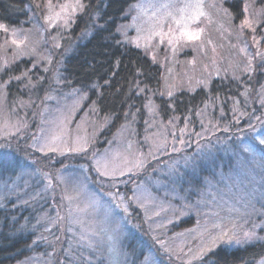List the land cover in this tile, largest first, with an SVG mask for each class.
Returning a JSON list of instances; mask_svg holds the SVG:
<instances>
[{
    "label": "rangeland",
    "instance_id": "374dc122",
    "mask_svg": "<svg viewBox=\"0 0 264 264\" xmlns=\"http://www.w3.org/2000/svg\"><path fill=\"white\" fill-rule=\"evenodd\" d=\"M66 2L68 0H52L54 11H59V5ZM165 2H170L173 5L168 11H172L179 17L177 9L183 6L186 0H137L119 25L118 32L121 41L134 47L139 43L141 45L139 49L145 51L143 37L147 35L151 23L154 22L149 18L154 12L159 16L165 11L160 9V5ZM247 2L251 5L250 13L260 10L254 6V0H247ZM213 3L217 7H212ZM219 4L220 0H204V11L212 18L213 23H208L201 18L202 22L199 25L205 28L202 38L205 41L210 39L212 44L205 43V47L201 49L199 42H196L195 48L191 44L181 43L176 46V51L173 53L166 42L160 44L157 38L152 41L154 46L145 51L151 59L155 55V62L163 68L165 73L163 88L166 92L175 93L182 89L193 91L204 86L198 81H210L211 78L221 76L224 69L231 66L230 64H235L238 61L240 63L244 60V57L238 52V48L233 55L229 54L230 46L238 43V28L229 24L227 19L225 21L226 16L219 10ZM142 12L144 14H141ZM37 13V18H31L30 25L15 29L17 39L25 41L21 45V49L25 53H30L31 49L35 48L36 55L20 56L16 46L11 44V31L9 33L0 32V64L7 61L13 66L17 61L26 60L38 61L37 65L46 64L45 67L48 68L47 60L41 59V57L51 55L52 63L54 58H57L58 52L54 47L55 41L52 40V37L55 36L59 39V34L65 33L67 29L62 26L50 28L43 19L47 14L46 8L37 9ZM220 23H224L225 27L232 31V35L224 32L221 36L218 31ZM169 26L173 29L177 27L170 18L165 24V31ZM138 28H140V32L137 31ZM5 40H8L7 44H5ZM242 41L241 37L238 47L243 45ZM213 46L216 47L215 53L212 51ZM249 51L254 52L255 48L252 46ZM58 81L55 79L51 83V91L46 93L41 98V103L37 105L21 107L20 103L13 104V101L19 100L20 97L24 98L28 90L16 85L10 91L12 98L8 99L6 96V99L0 102V130H2L0 136H6L5 139H0V147L13 149L18 146L23 147L25 149L22 151L24 157L35 164V168L32 167L31 170L34 168L33 170L37 173L40 172L42 177V173L54 176L57 172H61L70 183L74 181L80 185L79 199L72 205H69L67 200L61 199L63 185L57 187L54 182L52 187H48L47 181L43 177L44 181L40 188V192H46V196L50 197L55 205L52 212L53 222L68 235L74 231L76 250H81L86 254H89L91 250L105 251L107 255H110V264H133V258L126 257L127 251L131 253V250H135L134 253H138L140 249L145 250L146 253L140 264H189V262L194 264L200 260L192 259L196 251L220 231L214 227L215 224H220L225 229H233L240 236H243L245 231L253 230L255 224L257 235L264 236V229L260 227V225H264V199H261V193L264 192V166L260 162H256L258 165L256 164L254 169L251 166L233 165L227 173H221L219 169L210 165L211 162H208L202 165L200 171H195L191 165L201 161L206 155H212V151L205 152L199 146L195 149V153L189 157L192 163L189 168L181 169L179 163L182 158L176 156V153L189 148L190 139L186 138L188 130L181 133L179 129L175 128V123H172V127L169 129L170 138L168 136L165 138L168 148L158 152L155 151L153 142H158L163 138L160 136V126L153 123H151L152 130L149 131L151 139L149 138L150 141L147 142V149L143 147L135 149L136 143L129 142L135 139L136 124L131 127L126 125L110 140H106L103 132L106 131L110 123L109 121L96 123L97 120L93 118V106L85 107L88 95L77 89H67L65 86L58 91ZM29 90L33 91L34 88ZM85 96L86 98H81ZM27 101L25 99V102ZM73 107L75 110L70 111ZM65 117L68 119L64 124L63 138L69 144L77 136L86 138L88 152L80 155L71 153L58 155L49 152L48 155H44L35 151L33 145L44 143L48 135L57 131V123ZM135 120L140 121V119ZM18 121L27 126L14 135H7L10 131L15 132L11 126L17 124ZM5 124L8 127H5ZM181 139L184 140V143L180 142ZM221 139L220 135L214 138L216 142ZM129 145H131L130 148ZM150 151H153L154 157L148 158L144 168L133 169L135 174L130 173L115 182L99 177L93 168V156L96 158L107 157L110 163L124 166V158L132 162L138 157L147 156ZM79 157H84V160L78 161L79 167L73 169L72 167L76 164L75 159ZM169 157L173 158L174 165L172 167L170 164L171 168H165L162 173L161 162ZM256 159L254 160L256 161ZM63 160L66 163L62 162ZM58 163L62 165V168L55 171V165ZM68 166L71 168L67 171ZM163 166H169L168 160ZM257 166L259 170H257ZM57 168L59 167L57 166ZM150 171L161 173V175L156 178L150 177L152 174ZM204 172L210 175L209 178L212 180L203 179L201 187L195 186L194 181L202 178L201 174L205 175ZM143 174L149 175L144 181L139 179L141 177L143 179ZM90 176L94 178L93 181H90ZM19 182H22V179H16L12 185L9 184L8 191L7 188H0V203L8 195L20 192L21 183ZM13 189L15 190L13 191ZM5 192L7 193L5 194ZM77 204L84 211H76ZM125 206H127V212L123 210ZM70 208L72 216H69ZM191 217L196 218L193 229L170 232L171 227L177 225L180 219L187 220ZM52 227V225L47 226V229ZM92 232H95L96 235H91ZM105 232L114 237L113 241L110 242L107 239ZM136 233H139L142 239L138 236L139 239L134 237ZM82 234L99 244L94 248L88 247L87 240L82 242L80 239ZM61 244L59 240L55 249L59 248ZM110 244L115 249L114 251L109 250ZM246 244L249 243L239 245L221 243L218 247L223 245L235 248ZM67 245L69 247H65V249H72L73 243H67ZM130 245L133 248H129ZM165 249L170 251H165ZM101 252V256L104 257ZM261 262H264V258L257 264H261Z\"/></svg>",
    "mask_w": 264,
    "mask_h": 264
},
{
    "label": "trees",
    "instance_id": "16d2710c",
    "mask_svg": "<svg viewBox=\"0 0 264 264\" xmlns=\"http://www.w3.org/2000/svg\"><path fill=\"white\" fill-rule=\"evenodd\" d=\"M136 1L85 0L88 5L85 13H78L75 23L71 24L67 32L59 34L61 47L57 49V58L48 66L47 72L43 70L46 64L33 68V61L22 60L11 65L13 75H18L25 69H32L29 75L34 83L38 82L33 91L27 90L24 95L26 101L31 98L33 101L31 104L41 103V98L51 91V83L58 79V91L65 86L67 89H77L88 95L85 107L93 106V118L97 120L96 123L109 121L110 125L103 132L106 140H110L126 125L131 127L136 124L135 139L129 142L136 143L135 149L138 147L147 149V142L151 139L149 135V131L152 130L151 123L160 126V136L163 139L167 136L170 138L169 129L172 127L171 124L175 123L174 126L179 131L188 130L186 138L190 139V147L176 153V156L182 158L179 163L181 169L189 168L192 164L189 157L199 146L205 152L212 151V155H206L201 161L191 165L195 171H200L202 165L208 162L221 173H227L233 165L251 166L254 169L256 162H260L264 166L262 151L264 145H259L258 141H251L254 133L249 128L250 124L255 125V135L264 134L262 123L264 106L260 103L259 94L260 86L264 83V75L253 74V79L248 80V76L235 67L236 64L242 67L245 62L242 60L243 62L238 61L226 67L221 76L211 78L208 87L200 86L193 91L182 89L173 93L171 97L167 96L163 88L165 74L163 68L153 62L144 50L123 43L119 36V25ZM43 2L44 0H0V23L6 24L10 30L27 27L31 23V18H37L35 4L42 5ZM254 6L260 10L264 9V0H254ZM224 7L232 13L231 25L235 28L244 18L241 14L242 0H225ZM226 19L228 21L225 17V21ZM250 35L246 29L242 37V42L247 41L249 48L252 47ZM257 35L264 33L258 28ZM261 47L264 48V41L261 42ZM230 50V55L236 51L232 47ZM234 71L240 75V81L232 79ZM17 83L13 81L10 91ZM137 84L143 91H139ZM245 87L252 89L247 100L240 94L244 92ZM10 91L8 99L12 98ZM161 93L165 95L162 96ZM24 98L20 97L17 101L14 99L13 104H19L20 100L25 101ZM235 100L241 102L238 111L233 110ZM149 101L156 106L154 114L149 111ZM241 112L244 115H241ZM125 113L128 115L125 116ZM173 117L178 119L173 120ZM256 117H260V120ZM237 119L239 123L236 122ZM170 121L172 123H169ZM224 128L228 131L225 132ZM218 135L222 139L216 142L214 138ZM245 146L251 147L253 154L244 152ZM24 150L20 146L15 149L0 147V153L9 152L20 162V167L0 169V188H7L8 191L9 184L12 185L16 179H22V182H19L20 194L10 193L11 195L3 198L0 203V264H110V255L105 251L91 250L86 254L80 249L76 250L74 231L68 235L53 222L52 212L55 205L50 197L46 196V192H40L43 177L40 172L33 170L35 164L24 157L22 154ZM75 160L73 169L79 167L78 161L84 160V157ZM166 160L169 166L162 167ZM166 160L160 165L162 173L165 168H171L170 164L172 167L174 165L172 157ZM32 167L34 168L31 170ZM61 168L62 165L58 163L54 170L58 171ZM70 168L68 166L67 171ZM160 175L161 173L155 172L150 177L156 178ZM148 176L143 174V179L142 177L139 179L144 181ZM201 176L202 178L194 181L197 187H201L203 179L212 180L207 173L205 175L202 173ZM93 180L94 178L90 176V181ZM195 221L194 217L180 219L177 225L171 227L170 232L193 229ZM50 225L53 227L48 230L47 226ZM137 236L141 238L139 233L134 235L138 238ZM59 240L62 244L55 249ZM67 243H73L72 249H65L69 247ZM129 248L133 247L130 245ZM134 251L131 250V253L127 251L126 257H132L133 264H140L146 254L145 250L140 249L138 253ZM263 258L264 241H257L235 248L221 245L194 264H257Z\"/></svg>",
    "mask_w": 264,
    "mask_h": 264
},
{
    "label": "snow or ice",
    "instance_id": "6c2138e0",
    "mask_svg": "<svg viewBox=\"0 0 264 264\" xmlns=\"http://www.w3.org/2000/svg\"><path fill=\"white\" fill-rule=\"evenodd\" d=\"M225 0H220L219 10L224 13V15L228 18L229 24L232 23V13L229 11L228 8L224 7ZM243 8H242V15L243 19L241 20L240 24L236 26L238 28L237 33V41L241 37L245 35V30L247 29L248 32L251 33V42L252 46L255 48V52L249 51V46L247 41L243 43L242 46L238 47V43L232 44L231 47L233 49L238 48V52L244 57V63L241 67L240 64H236L235 67L239 69L244 75L248 76V80L253 79V74H261L264 75V48L261 47V42L264 41V35H257V29H260L261 33H264V9L259 11L250 13L249 8L251 5L247 2V0H242ZM212 7H217L215 3L211 5ZM35 7L40 9L41 7L47 9V14L43 17L45 23L51 27H58L62 26L65 29L70 28L71 24L75 23V18L77 13H85L88 5L85 3V0H68V2L59 5V11H54V5L52 0H45L43 5L41 3H36ZM173 5L170 2H165L160 5V9H164L159 16L154 12L152 16L149 18L151 21L150 28L146 36H144V48L145 51L150 50L154 45L152 41L157 39L159 40L160 44H164L165 42L167 45L172 49L173 53L176 51V46L184 43L185 45L191 44L194 48L196 47V42H199V47L203 49L205 47V43L212 44L213 42L209 39L205 41L202 37L205 32L204 27H200V23L202 22L201 18L206 20L208 23H213L212 18L204 11V0H186L183 6L177 9L179 13V17L174 15L172 11H168V9L172 8ZM141 14H144L143 12ZM172 20L173 23L176 24V28L173 29L171 26L168 27L167 31H165V24L169 20ZM135 20V18H133ZM99 27H103L99 25ZM11 31V44L15 45L19 55H36V49H31L30 53H25L21 49V45L25 43L24 40L17 39V31L15 29H9V27L4 24L0 23V32L9 33ZM140 32V28L137 29ZM218 31H220L221 36H223L224 32H228L229 35H232V31L229 28H226L224 23H220L218 26ZM52 40L55 41L54 47L60 48V42L57 37L53 36ZM8 43V40H5V44ZM137 48H140L141 45L139 43L136 44ZM213 53L216 52V47L213 46L212 48ZM18 59V57H17ZM41 59L47 60V63L50 65L52 63L51 55L46 57H41ZM153 62H155L156 57L155 55L152 56ZM38 61H33L32 67L35 68L37 66ZM32 69H25L21 71L18 75H13L11 73V65L5 61L3 64H0V102L6 99L7 93L10 91V86L13 84V81L18 82L17 87L23 85L24 88L32 89L37 87V83H34L32 77L29 75ZM44 72L48 71V68L45 67ZM140 74V73H138ZM219 75V73H217ZM7 77V78H5ZM240 75L237 72H233L232 79L235 81H240ZM108 83V81H105ZM198 83L203 84L204 87H208L210 84L209 80H201ZM246 83V82H245ZM93 87H98L97 85H93ZM137 88L139 89V84H137ZM250 87H245L244 92L240 93L245 97L247 100L249 93L251 92ZM139 91H143L139 89ZM260 96L261 100L260 103L264 106V83L260 86ZM161 95H165V93H161ZM173 95L172 91L167 92V96L171 97ZM81 98H86L81 97ZM21 107H25L31 105L33 101L31 98L27 102L20 100L19 101ZM78 103V102H77ZM239 100L234 101V111L239 110L240 105ZM169 106H171V101H169ZM149 111L154 114L156 106L149 101L148 104ZM75 107H73L70 111H74ZM128 114L125 113V116ZM241 115H244L241 112ZM67 117H65L62 121L57 123L56 128L57 131L51 133L45 138V142L38 145H33L35 151H38L44 155H48L49 152L57 153L58 155H67V154H86L88 152V140L83 137H75L72 140L71 144L64 137V124L67 121ZM178 119L177 117H173V120ZM257 120H260V117H256ZM239 123V119L236 121ZM169 123H172L170 121ZM264 123V121H262ZM27 125L22 122H17V124L12 125L11 127L15 129V132H8L7 135H14L16 132H20L23 127ZM5 127H8L5 124ZM187 127V125H186ZM249 128L252 130L254 135L251 137L252 142H257L259 145H264V134L255 135L256 133V126L249 125ZM2 131V130H0ZM224 131L227 132L228 129L224 128ZM180 132L183 133L184 129H180ZM6 136H0V139H5ZM181 143H184V140L181 139ZM199 143V142H197ZM131 145H129V148ZM153 147L155 151H161L167 147V140L162 139L160 141H154ZM175 150V149H174ZM243 151L249 153L250 155L253 154V149L251 147L245 146ZM264 151V149H262ZM149 157H154L153 151H150L147 156L138 157L135 161L129 162L127 158H124L123 164H114L110 163L107 157L96 158L93 156V168L98 174L99 177L104 178L105 180L115 182L120 177H123L128 174H135L133 169L139 170L146 166V162ZM116 159V157H113ZM187 164V161H186ZM20 167V162L9 152H2L0 153V169H11ZM43 177L47 181L48 187H52L53 183L55 182L56 186L59 187L63 185L61 191V199L67 200L69 205H72L74 202L78 201L79 199V192H80V185L76 184L74 181L69 182L67 177H65L61 172H57L54 176L49 173H42ZM115 199V197H113ZM139 199V198H137ZM261 199H264V192L261 193ZM117 207L119 208L120 205L118 204ZM125 212L128 211L127 206L123 209ZM76 211H84L81 209L79 205L76 206ZM158 215V213H157ZM69 216H72V210H69ZM215 228L220 229V231L213 236L210 241L204 245H202L194 254L192 259H202L207 253L213 251L219 244H232L235 243L237 245L244 244V243H251L256 241H264V236H258L255 229L256 225H253V230L245 231L243 236L237 234L236 231L233 229H225L220 224H215ZM261 229H264V225H260ZM91 235H96L95 232H92ZM107 239L111 242L113 241L114 237L112 235H108L105 232ZM81 241L87 239V245L90 248L96 247L94 242L91 239H88L84 234L80 237ZM163 246V245H162ZM110 251H114L115 249L109 246ZM165 251H170L169 249H165ZM147 259V258H146ZM190 264V262H189ZM264 264V262H261Z\"/></svg>",
    "mask_w": 264,
    "mask_h": 264
}]
</instances>
